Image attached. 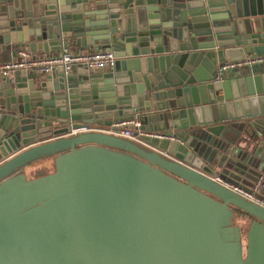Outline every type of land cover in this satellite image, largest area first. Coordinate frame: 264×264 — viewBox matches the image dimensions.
I'll return each instance as SVG.
<instances>
[{
  "label": "water",
  "instance_id": "water-1",
  "mask_svg": "<svg viewBox=\"0 0 264 264\" xmlns=\"http://www.w3.org/2000/svg\"><path fill=\"white\" fill-rule=\"evenodd\" d=\"M10 44L115 60L0 76V264H264V193L223 184L264 175V0H0Z\"/></svg>",
  "mask_w": 264,
  "mask_h": 264
},
{
  "label": "built area",
  "instance_id": "built-area-1",
  "mask_svg": "<svg viewBox=\"0 0 264 264\" xmlns=\"http://www.w3.org/2000/svg\"><path fill=\"white\" fill-rule=\"evenodd\" d=\"M114 60L115 58L113 52L111 50L104 49L94 50L90 52L73 53L70 52L67 48H61V50L55 54L34 56L28 50L20 48L9 61L0 63V76H6L16 69L30 70L42 74H48L57 69H60L61 71L66 73L73 66H81L87 69H106L108 67H112ZM259 60H261V58L256 56L245 57L242 60L225 62L221 64L218 70L221 71L222 69H226L229 67L251 64ZM130 125L136 126L137 123L132 120L119 121L112 125L113 128L107 130H98L112 133L117 136L135 139V136L132 135L130 129L128 128ZM87 130L97 129L95 127H81L79 129H76L75 131ZM214 179L218 182H221L217 178ZM223 184L224 186H226L233 192L240 194L244 198L251 200L257 204L263 205L262 201H259L254 197L253 193L258 191L259 189H264V175L260 174L257 177L252 187V193L245 192L243 189L229 183Z\"/></svg>",
  "mask_w": 264,
  "mask_h": 264
},
{
  "label": "crops",
  "instance_id": "crops-1",
  "mask_svg": "<svg viewBox=\"0 0 264 264\" xmlns=\"http://www.w3.org/2000/svg\"><path fill=\"white\" fill-rule=\"evenodd\" d=\"M70 52H73V53H80V52H90V51H94V50H99L98 47H95V48H89V49H86V50H81L79 47L77 46H67L66 47ZM20 47H13L12 44L10 45H7L6 46V49L0 53V63H4V62H7L9 61L14 55L15 53L17 52V50H19ZM34 56H43V55H50V54H44V53H39L38 51H34V52H31ZM55 54V53H54ZM46 160V159H45ZM44 160V161H45ZM45 165V164H44ZM47 165V164H46ZM48 166V165H47ZM40 167V166H39ZM44 167V166H42ZM37 168V167H36ZM40 169V168H39ZM39 172H36L35 174L37 175ZM45 173V172H43ZM35 174L33 176H35ZM258 191H261L260 195H262L264 193V189H259ZM257 193V191L255 192ZM240 216V214H239ZM239 226H242V224L239 222L238 223ZM242 243H244V241H242Z\"/></svg>",
  "mask_w": 264,
  "mask_h": 264
},
{
  "label": "rangeland",
  "instance_id": "rangeland-1",
  "mask_svg": "<svg viewBox=\"0 0 264 264\" xmlns=\"http://www.w3.org/2000/svg\"><path fill=\"white\" fill-rule=\"evenodd\" d=\"M45 161H41L40 163H44ZM45 164V165H44ZM44 164H42V165H38V166H35L34 168H32L30 171H28L27 172V177H33V175L36 173V172H49V171H51L52 170V167H47V165L49 166V164L47 163V165H46V163H44ZM40 166V167H39ZM42 166H44V167H42ZM37 167V168H36ZM40 168V169H39ZM51 169V170H50ZM36 175V174H35ZM237 183V182H236ZM261 191H257V194L258 195H260L261 193H260ZM238 216V215H237ZM237 223H239L238 221H236ZM236 222H234V223H236Z\"/></svg>",
  "mask_w": 264,
  "mask_h": 264
},
{
  "label": "trees",
  "instance_id": "trees-1",
  "mask_svg": "<svg viewBox=\"0 0 264 264\" xmlns=\"http://www.w3.org/2000/svg\"><path fill=\"white\" fill-rule=\"evenodd\" d=\"M49 164V163H48ZM47 167H52L51 164H49V166ZM51 170V169H50ZM237 212V215L239 214V210H235Z\"/></svg>",
  "mask_w": 264,
  "mask_h": 264
},
{
  "label": "flooded vegetation",
  "instance_id": "flooded-vegetation-1",
  "mask_svg": "<svg viewBox=\"0 0 264 264\" xmlns=\"http://www.w3.org/2000/svg\"><path fill=\"white\" fill-rule=\"evenodd\" d=\"M1 161V160H0ZM43 161V160H42Z\"/></svg>",
  "mask_w": 264,
  "mask_h": 264
}]
</instances>
